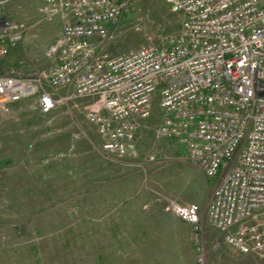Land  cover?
<instances>
[{"label":"built area","instance_id":"obj_1","mask_svg":"<svg viewBox=\"0 0 264 264\" xmlns=\"http://www.w3.org/2000/svg\"><path fill=\"white\" fill-rule=\"evenodd\" d=\"M43 2L62 22L47 52L51 64L34 74L0 72V110L27 101L48 114L61 103L92 98L85 117L102 149L125 156L136 150L140 121L152 115L157 95L156 136L178 141L215 179L210 225L231 249L264 258V0H165L182 18L178 30L164 44L118 55L95 41L109 35L134 0ZM24 32L23 24L0 15V59ZM167 207L191 226L196 262L207 264L198 207Z\"/></svg>","mask_w":264,"mask_h":264},{"label":"rangeland","instance_id":"obj_2","mask_svg":"<svg viewBox=\"0 0 264 264\" xmlns=\"http://www.w3.org/2000/svg\"><path fill=\"white\" fill-rule=\"evenodd\" d=\"M166 12L164 0H134L95 44L110 55L164 44L182 19H168ZM0 15L25 28L23 40L0 59V72L48 67L61 19L49 15L43 0H7ZM157 100L152 115L140 121L136 150L125 156L102 149L85 117L92 98L61 103L48 114L27 101L0 110V264H197L192 228L167 207L172 202L198 207L207 264H264L228 247L210 225L206 210L215 179L178 141L156 136Z\"/></svg>","mask_w":264,"mask_h":264},{"label":"trees","instance_id":"obj_3","mask_svg":"<svg viewBox=\"0 0 264 264\" xmlns=\"http://www.w3.org/2000/svg\"><path fill=\"white\" fill-rule=\"evenodd\" d=\"M164 4L166 5V7L169 9V12H170V13H169V12H166L167 18H168V19L173 18V15H174L175 13H173V12L170 11V8H169L168 4L165 2V0H164ZM108 230L111 231V229H108ZM101 233H102V234H99V235H101L102 237H107V236H108V232H106V231H101ZM66 243H69V241L66 242ZM103 258H104V257L101 256V259H100V260H103ZM100 260H99V261H100Z\"/></svg>","mask_w":264,"mask_h":264}]
</instances>
